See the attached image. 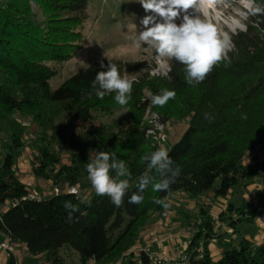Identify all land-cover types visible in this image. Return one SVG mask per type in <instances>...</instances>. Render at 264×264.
Returning a JSON list of instances; mask_svg holds the SVG:
<instances>
[{
    "label": "trees",
    "instance_id": "trees-1",
    "mask_svg": "<svg viewBox=\"0 0 264 264\" xmlns=\"http://www.w3.org/2000/svg\"><path fill=\"white\" fill-rule=\"evenodd\" d=\"M33 1L38 11H34ZM89 1L0 0V123L7 122L10 129L9 139L0 145V230L31 255H43L45 264H64L59 255L64 247L78 252L81 264L90 260L109 264L137 243L153 214H165L167 209L154 203V198L168 202L177 192L191 197L205 192L226 196L238 187L249 186L260 171L264 173V15H250L246 30L230 36L233 48L198 85L185 81L184 66L175 60H168L167 75L157 78L142 75V68L134 65L128 70L138 75L131 99L121 106L114 99L115 93L99 99L91 87L101 70V60L52 86L51 80L64 64L83 48L82 28ZM257 1L264 7V0ZM108 62L104 61L105 65ZM112 63L123 75L122 65ZM165 88L175 90L176 97L163 107L152 105L148 92L159 94ZM118 108L126 109L129 117L119 130L95 124L93 113L109 115ZM148 108L158 114L162 124L173 120L188 124L167 149L181 167V175L170 192H153L149 185L144 201L130 204L138 178L149 171L141 157L159 148L153 135L147 133L153 127L147 122L141 125ZM18 115L37 126L30 142L38 157L32 172L55 185L63 179L66 187L59 194L31 197L18 176L15 165L30 127ZM63 117L64 123H58ZM76 122L84 130L71 133ZM65 150L69 151L68 163L59 164ZM101 150L114 152L132 173V187L120 207L107 196H98L87 179L86 164ZM150 174L158 179L155 170ZM72 187L78 188L80 196L86 195L91 205L68 195ZM7 201L10 206L2 210ZM65 201L80 209L71 223L66 220ZM228 211L219 218L231 219L232 226L254 223L257 217V210L233 202ZM199 214L198 230L186 250L190 264H264V238L254 243L245 236L214 259L209 249L217 236L214 218L204 207ZM201 241L203 256L199 258L196 248ZM151 263L146 252H132L124 262ZM5 264H18L16 256L10 254Z\"/></svg>",
    "mask_w": 264,
    "mask_h": 264
},
{
    "label": "rangeland",
    "instance_id": "rangeland-1",
    "mask_svg": "<svg viewBox=\"0 0 264 264\" xmlns=\"http://www.w3.org/2000/svg\"><path fill=\"white\" fill-rule=\"evenodd\" d=\"M252 3L253 0H225V3L223 5L217 6L214 9L209 8L203 14V18H207L208 20L212 21L217 26L220 33L229 39L230 50L233 48L230 36L239 31H244L247 28L248 17L251 14L248 12V7H246V5H251ZM254 3L258 4V1L254 0ZM32 5L34 11H38V6L34 1L32 2ZM145 15L146 13L138 0H90L87 10V16L84 20L82 28L84 34L83 48L76 57L64 64L62 71L51 80L52 86L56 87L60 85L73 74L88 68L95 61L101 59H103L104 61L110 60L111 62L120 63L124 71L122 76H126L132 80H136L138 76L137 74L129 73L128 71L130 70V68L132 69L134 65L135 68L137 66H139L138 68L140 69L142 68V75L149 73L151 77L156 78L166 76L169 71L168 60H157L155 58L154 50L148 48L147 46L136 48L132 43L131 37L137 35L138 32L143 28L141 19ZM246 16L247 18H245ZM156 114L157 113L150 108L147 109L144 117L142 118L141 125L147 122L149 125L157 127L160 131L164 132L166 134L167 141L166 143H163V145L159 146V148L164 147L166 149H169L174 143L172 141H174L177 136H179V138L182 136V134L184 133L182 124H187V122L173 120L171 122H168L167 124H164L165 126L162 127L157 123L158 117ZM93 116L96 118L95 124H103L107 129L116 131L120 129L122 122H127L129 120L127 111L123 108H118L109 115L95 112L93 113ZM16 117L30 126L27 131L28 134L26 136V146L21 150L19 154L20 156L17 159L15 165L18 171V176L26 184L29 190L37 192L38 194L40 193L43 197H49L56 194V189H58L59 191L63 190L66 187V183L63 179L59 185H55L52 180H45L48 181L47 184L49 188L47 190H44V188L40 185V181L42 180V178L41 180L34 179L35 181H32L30 176L25 173L26 170L25 168H23L25 167V165L28 170L30 169L32 171L33 165L38 163V157L34 149L30 145L31 140L34 137V133L37 130V126L31 122V119L24 118L19 115ZM65 120L66 119L63 117L58 121V123H64ZM74 130L75 134H77L79 132H82L84 129L83 127H81L80 122H76L75 127H72L70 129V132L73 133ZM9 136L10 129L7 122H1L0 145L7 141L9 139ZM257 153L262 156V151L259 150L257 151ZM68 154V150L62 152V158L59 161V164L68 163ZM247 160L251 162V156H249ZM29 166L31 168H29ZM260 173V175L264 178V173L262 171H260ZM217 183H219V181ZM35 185H39V187ZM259 185L262 186L261 193L258 191H256V193H251L247 191L246 187H238L236 189V192L220 197H215L212 192H205L198 195L197 197H191L185 192H178L175 195L173 194L175 196L174 198H172L173 195L168 198V203L170 206L165 214L162 216L153 214L149 220V224L144 228L143 232L150 227L153 229V231H156L157 229L159 230L160 228H162V230L168 228L164 226H166L168 218L172 217L171 213L173 211H182V209L188 210V220L186 223H184L185 229L183 230V233L190 236L188 237L183 234L182 238L183 241L187 240V243L189 245L191 238L198 230L197 223L201 221V215L199 213L202 207L208 209L210 212L214 211L219 214L222 209L228 211L229 203L233 202L236 206H244L258 211V206H261V203H264V184L263 182H259ZM256 195L261 198V201H258L259 203L257 202ZM9 206L10 202L7 201L2 206V210L7 209ZM180 213L182 212L175 213V217H177V219H174L173 222L180 220V218L182 217ZM173 214L174 213H172V215ZM211 214L213 215V213ZM263 214L264 211H260L258 215V222L261 221V223L259 222L260 224H262ZM228 216L229 211L226 217ZM213 220L215 229L218 230V228H216V222L220 220ZM226 221L229 224L226 230L227 234L224 238H229L230 240H232V237L234 235L236 236V238H238V236L241 237L239 233L245 234L247 232V234L251 235L253 232H256L258 229H260V225L258 222L237 223L236 225L238 226L239 232L236 233L234 232V227L230 225L231 219H227ZM221 231L223 234L226 232L224 230ZM143 232L141 234V237L143 235ZM140 240L141 238L130 250L126 251L121 258L109 264L117 263L121 261L122 258L127 260V257L132 252H135L136 255H139L141 252H146L151 256V259L153 261L154 256H157L158 254L152 252L150 250V246L149 249L147 247H143ZM214 243V241L210 242L211 250H213L214 246H218V244L216 245ZM230 243L231 242H229L228 245H230ZM203 245L204 241H201L200 245L197 247H201L203 249ZM187 247V244H184L183 251ZM224 248L226 247L223 245V251ZM213 251L212 255L214 259H219L221 256L216 257ZM14 255L17 258L18 264H45L43 255L33 256L26 251L24 245L19 243H15ZM59 255L61 257V262H63L64 264H81L78 252H76L72 248L64 247L60 250ZM9 256L10 255H8V257ZM93 261L94 260H90L88 264H91Z\"/></svg>",
    "mask_w": 264,
    "mask_h": 264
},
{
    "label": "clouds",
    "instance_id": "clouds-1",
    "mask_svg": "<svg viewBox=\"0 0 264 264\" xmlns=\"http://www.w3.org/2000/svg\"><path fill=\"white\" fill-rule=\"evenodd\" d=\"M146 15L142 17V30L131 37L136 48L147 46L154 50L157 60H175L184 66L185 81L192 86L202 83L227 55L230 41L223 36L217 26L203 14L209 8H216L225 0H138ZM248 12L264 15V7L253 3L246 5ZM247 18V16L245 17ZM100 61V71L92 81V89L99 99L115 93V101L127 105L133 91L132 79L122 76L117 65L108 60ZM148 99L154 106L163 107L176 97L175 90L162 89L159 94L148 92ZM246 118V117H243ZM141 159L149 171L138 178L137 191L133 192L128 203L141 204L143 193L151 185L153 192H170L171 186L181 175V167L171 158L169 151L160 147L145 153ZM155 170L158 174H150ZM87 179L98 196H107L120 207L128 190L132 187V173L124 160L117 158L114 152L97 151L86 164ZM112 173H115L113 175ZM59 194V192H58ZM75 195L80 203L91 205L88 197L80 196L78 189L72 187L67 193ZM154 203L165 210L169 208L166 198H154ZM67 211L66 220L71 223L79 207L71 201L64 202ZM84 213H81L83 215Z\"/></svg>",
    "mask_w": 264,
    "mask_h": 264
},
{
    "label": "crops",
    "instance_id": "crops-1",
    "mask_svg": "<svg viewBox=\"0 0 264 264\" xmlns=\"http://www.w3.org/2000/svg\"><path fill=\"white\" fill-rule=\"evenodd\" d=\"M187 127H188V124H184V125L182 124V128L184 129V131H185V129ZM178 139H179V136H177V138L174 141H172V142H175ZM23 168H25V170H26L25 173L30 176L32 181H35L34 179H40L41 180V178H38L30 169L28 170L26 165ZM29 168H31V167L29 166ZM47 182L48 181H45L43 179L40 181V185H41V187L44 188V190L45 189L47 190L49 188ZM259 182H263V184H264V178L261 175H259L256 179H254L252 181V183L249 186L246 187L247 191L251 192V193L252 192L256 193V191H258V192L261 193L262 186L259 185ZM35 186L39 187V185H35ZM28 191L32 195H34V196H36L38 198H42L43 197L40 193L38 194L37 192L31 191V190H29V188H28ZM174 195L172 196V198L175 197ZM247 197H248V195H247ZM182 201H185V200H182ZM258 201L260 202L261 198L257 196V202ZM261 204H262L261 206L260 205L258 206L257 217L255 219V222H258L259 212L260 211H264V203H261ZM176 205H178V204H176ZM187 211L188 210H184V209H182V211H180V210L173 211L172 213H174V214L172 215V213H171L172 217L168 218V222H166V226H164V227H168V228H165L163 230H162V228H160L159 230L158 229L156 231L154 230L155 232L153 231V229L151 227L149 229H146L143 232V235H142L141 240H140L142 246L143 247H147L148 249H149V246H150V250L152 252H154L155 254L157 253V254H161V255H165V256L167 255V256L173 257V258H179L181 253L183 252V245L184 244L188 245L187 240L183 241V238H182V236L184 234L183 230L185 229L184 228V223H186L187 220H188V218H187L188 212ZM224 211L225 210L222 209V211L219 214L217 212H214V211L210 212V213H213V218L215 220L216 219L220 220V221L216 222V225H217L216 228H218V230L215 229L216 232H217V236L215 238H212V240H211V241L215 242L214 244H216V245L218 244V246H214L213 247L214 251H213V250H211V247H210V244H209V249H210L211 255H212V251H213V253L215 254L216 257H219V256L222 255V253H223V245L225 247H227V246L236 244L238 242V240H239L238 234H237L238 238H236V236L234 235L232 237V240H230L229 238H224L226 236V234H227L226 230H227V226L229 224L227 221L221 220L219 218V215L222 214ZM178 212H182V213H180L182 215V217L180 218L179 221L173 222L174 219L175 220L177 219V217H175V213H178ZM233 215L236 216V214H233ZM259 222L261 223V221H259ZM260 223H259L260 229H258L256 232H253L251 235L247 234V232L245 234L239 233L240 236H245L247 239H249L250 241H252L254 243L261 242L263 240V238H264V226H263V224H260ZM233 227L235 229L234 232L238 233L239 232L238 231V226L234 225ZM151 229H152V231H151ZM221 230H224L226 232L223 234ZM164 231H166V232H164ZM184 235H186L188 237L190 236L188 234H184ZM3 240H4V237L0 235V241H3ZM229 242H231L230 245H228ZM212 257H213V255H212ZM7 258H8V254L6 252H4V251H0V264H5V261L7 260Z\"/></svg>",
    "mask_w": 264,
    "mask_h": 264
},
{
    "label": "built area",
    "instance_id": "built-area-1",
    "mask_svg": "<svg viewBox=\"0 0 264 264\" xmlns=\"http://www.w3.org/2000/svg\"><path fill=\"white\" fill-rule=\"evenodd\" d=\"M149 109V108H148ZM157 115V123L160 126H165L160 122L159 116ZM151 126V125H150ZM153 129L148 130V134L153 135V139L157 142L158 146L163 145V143H166V134L162 131H160L157 127L151 126ZM60 192L58 189H56V193ZM79 192V191H78ZM31 197L38 198L32 194H30ZM262 224L264 225V214L262 217ZM0 235L4 237L3 241H0V251L6 252L8 255L14 254L15 252V242L11 240L8 234L0 230ZM188 246V245H187ZM188 248V247H187ZM187 248L181 253L179 258H173L165 255L158 254L157 256H154L153 261L151 264H190L189 254L186 252ZM198 251V257L201 258L203 256V249L201 247L196 248ZM126 259H123L117 263L114 264H124ZM97 262L94 260L91 264H96Z\"/></svg>",
    "mask_w": 264,
    "mask_h": 264
}]
</instances>
